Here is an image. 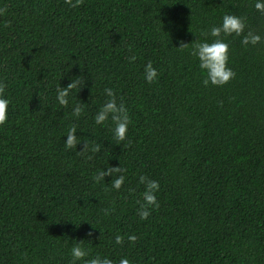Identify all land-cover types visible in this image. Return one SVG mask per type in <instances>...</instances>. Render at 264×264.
Instances as JSON below:
<instances>
[{
	"label": "trees",
	"instance_id": "obj_1",
	"mask_svg": "<svg viewBox=\"0 0 264 264\" xmlns=\"http://www.w3.org/2000/svg\"><path fill=\"white\" fill-rule=\"evenodd\" d=\"M254 3L0 0L10 99L0 124V264H69L77 242L117 264H264V14ZM226 13L245 22L241 36L219 37L235 75L205 87L191 48L216 39L208 31ZM248 31L260 42L242 45ZM149 61L153 83L143 76ZM72 81L60 105L57 87ZM106 87L130 118L119 144L110 121H93ZM73 125L81 143L66 149ZM93 141L99 152H80ZM111 167L123 170L119 190L110 176L94 181ZM140 175L160 185L144 220Z\"/></svg>",
	"mask_w": 264,
	"mask_h": 264
},
{
	"label": "clouds",
	"instance_id": "obj_2",
	"mask_svg": "<svg viewBox=\"0 0 264 264\" xmlns=\"http://www.w3.org/2000/svg\"><path fill=\"white\" fill-rule=\"evenodd\" d=\"M64 3L69 7H78L80 0H64ZM254 7L258 12L264 14V0H255ZM5 11L6 9L0 8V15L4 14ZM244 29L245 22L243 17L226 13L222 16L219 26L213 25L208 31V35L216 39H213L210 42L204 40L192 45L190 54L198 60V67L204 76L202 84L205 87L209 84L222 86L234 77L235 73L233 70L227 67L228 43L219 37L221 33L225 36L232 34L241 36ZM260 40L261 36L259 34L248 31L242 36L241 44L245 46L249 44L255 45L259 43ZM129 59L133 60L135 57H129ZM143 76L148 83H153L157 79V70L153 67L150 61L144 67ZM77 86L78 81H72L64 88L57 87V102L60 105H67L69 91ZM5 88V83L0 80V124H3L7 120V112L10 105V99L5 93ZM104 94L107 99L101 104L93 116V121L95 125L100 126H104L106 121H110L113 125L111 129L113 138L119 144L120 141L125 140L128 125L130 124L128 110L124 103H117L116 95L111 88L106 87L104 89ZM83 110L82 106L76 107L73 110L72 115L79 118L83 113ZM75 131V125L68 128L66 133L67 139L64 140V146L66 149H72L81 143L77 140V137L73 135ZM83 144L84 147L80 150L81 153H97L100 150V145L94 141L83 142ZM89 158L91 157L89 156ZM122 171L123 170L119 167L98 170L94 176V181H105V177L110 176L111 187L119 190L125 180L124 175L119 174ZM138 183L144 185V191L141 193L142 202L141 200H137V204L139 205L137 214L141 220H144L150 215L151 209L159 207L156 193L158 192L160 185L158 181L149 179L145 175L139 176ZM88 235L91 236V232ZM127 239L129 242H135L136 236L128 235ZM122 240L123 238L120 235H116L114 238L116 244H121ZM69 254L71 257L69 264H77L79 261H82L83 264H117L116 261L110 259L106 255H101L100 253H97L94 256H89V249L80 242H77L70 247ZM118 264H131V262L127 257H120Z\"/></svg>",
	"mask_w": 264,
	"mask_h": 264
}]
</instances>
